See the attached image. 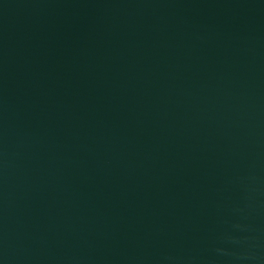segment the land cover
I'll list each match as a JSON object with an SVG mask.
<instances>
[{"label": "water", "instance_id": "water-1", "mask_svg": "<svg viewBox=\"0 0 264 264\" xmlns=\"http://www.w3.org/2000/svg\"><path fill=\"white\" fill-rule=\"evenodd\" d=\"M0 264H264V0H0Z\"/></svg>", "mask_w": 264, "mask_h": 264}]
</instances>
